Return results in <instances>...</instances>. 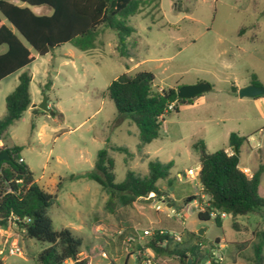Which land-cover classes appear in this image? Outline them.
<instances>
[{"label": "rangeland", "instance_id": "374dc122", "mask_svg": "<svg viewBox=\"0 0 264 264\" xmlns=\"http://www.w3.org/2000/svg\"><path fill=\"white\" fill-rule=\"evenodd\" d=\"M32 11L50 14L46 7ZM126 25L133 30L125 42L130 58L118 55L116 32L102 27L91 50L81 52L65 44L45 59L38 58L32 65L31 86L36 108L26 110L8 127L2 144L21 147L20 157L36 184L56 197L49 210L53 229H69L83 239L78 258L86 264H137L138 246L149 238H140L142 231L155 228L180 233L182 242L189 233L205 228L198 236L204 249H215L217 240L224 244L220 264H252L250 235L236 232L233 224L259 225L264 231V218L226 215L217 225L213 218L200 221L197 201L184 200L200 193L196 179L188 176V170L197 173L199 166L193 145L202 143L207 153L230 149L231 133L243 139L239 166L252 171L262 167L258 194L264 198V95L239 98L233 93L253 83L264 87V0H145ZM4 52L0 47V54ZM140 72L153 75L157 92L197 83L210 86L188 104L175 103L176 109L163 117L165 130L142 148L137 127L127 116L116 115L106 94L120 75ZM8 92L1 84L0 116ZM42 95L64 116L63 125L37 109ZM106 146L115 184L122 183L128 171L147 176L151 161L171 162L168 177L156 184L162 197L138 199L110 215L103 209L107 196L99 184L87 178L69 179L93 171L97 152ZM170 201L179 214L175 218L164 210ZM157 205L161 211L155 210ZM236 242L241 246H234ZM18 245L19 256H8L4 250L3 264H34V257L48 247L35 240H19ZM160 263L181 264L177 257Z\"/></svg>", "mask_w": 264, "mask_h": 264}, {"label": "trees", "instance_id": "16d2710c", "mask_svg": "<svg viewBox=\"0 0 264 264\" xmlns=\"http://www.w3.org/2000/svg\"><path fill=\"white\" fill-rule=\"evenodd\" d=\"M144 1L113 0L109 3L108 0H19L18 4H14L0 0V47H5V52L0 54V81L26 69L36 56H45L62 45L70 44L81 52L91 50L95 35L101 27L116 32L118 55L130 58L125 42L133 30L126 25V19L135 15ZM40 7L48 8L50 14L39 15L32 11V8ZM30 81L28 70L22 71L17 86L5 98V113L0 118V140L8 127L30 107ZM153 81L154 77L149 72L133 76L124 73L106 89L116 115L127 116L137 127L139 148L159 138L164 122L161 115L169 104H174L175 110V103L191 102L178 99L176 89L155 91ZM233 93L237 94V90L233 89ZM52 111L54 116H59L55 110ZM242 140L234 133L229 135L228 146L231 153H227L226 148L207 153L202 143L193 145L194 151L199 154L198 179L201 189L197 196L187 197L184 203L197 201L204 207L203 211L198 210L197 218L200 221H209L211 212L224 213L232 218L246 215L264 218V198L258 194L262 167L250 178L240 169L238 149ZM110 149L128 153L125 148ZM4 151L8 153L10 161L0 163V188L4 182L15 179L22 180L23 188L19 195L7 194L0 198V215L12 212L30 219L23 240H35L48 245L34 257V264H62L67 259H77L84 246L83 239L69 229L55 231L52 227L49 210L56 204V197L41 189L24 162L18 161L21 158V147L12 145L1 149L0 153ZM171 167V162L162 164L151 161L147 176L142 177L128 171L124 181L115 184L112 161L106 146L97 152L93 171L82 176L71 175L69 179L87 178L99 184L107 196L103 209L113 215L117 209L130 207L136 200L147 198L150 194L156 198L162 197V190L156 184L168 177ZM13 188L17 190L19 186ZM170 203L173 207V201ZM177 208L182 209V206ZM220 220L219 216L214 219L217 225ZM233 228L236 232L250 235L247 243L251 250L249 261L252 264H262L264 231L261 226L241 228L233 224ZM160 230L163 229L155 228L152 236L138 246L141 254L137 264L145 260L143 252L146 250L152 252V261L158 264L167 257H177L181 264H185L187 258H192L193 264H203L206 259H211L210 264H220L212 259L211 249L203 248L197 234L189 233L183 242L177 243L167 231L160 234ZM240 244L233 243L236 247L241 246ZM0 264H3L1 260ZM76 264L86 262L81 260Z\"/></svg>", "mask_w": 264, "mask_h": 264}, {"label": "built area", "instance_id": "2783aa9c", "mask_svg": "<svg viewBox=\"0 0 264 264\" xmlns=\"http://www.w3.org/2000/svg\"><path fill=\"white\" fill-rule=\"evenodd\" d=\"M174 107V104H169L164 111L163 115L161 117L163 118L168 112L172 111ZM4 145L1 143L0 140V150L4 149ZM227 153H231L226 151ZM20 163L23 162V159L20 158L18 160ZM197 171V170H196ZM243 173L246 175L248 173L247 170H244ZM188 176L190 179H196L198 177V171L195 173L193 170L188 171ZM247 176V175H246ZM248 177V176H247ZM14 186H19V189H14ZM23 188V182L20 179H15V180H10L8 182H4L2 187L0 188V198L3 197L4 195L11 194V195H19L21 189ZM154 198L153 194H150L147 199ZM164 203L163 200H160ZM169 204V203H167ZM167 204L164 206V210L166 212L167 217H176L179 216V214L172 208V207H167ZM201 207V211L204 210L203 206ZM156 211H161V206L157 205L155 207ZM220 217L223 219L226 215L224 213L217 214L215 212L210 213V217L215 219L216 217ZM30 223V219L27 217H19L15 215L12 212H9L5 216L0 215V256L3 255L4 250L7 251L8 256H16L20 255V248L18 245L19 240H23L24 236L26 235L27 232V226ZM183 223V222H182ZM154 233V230L148 229V230H143L140 238L146 237V236H152ZM160 234H165L166 232L164 230L159 231ZM170 235V234H169ZM173 241L179 243L182 241V235L180 233H172L170 235ZM201 246V244H199ZM224 248V244L221 242L216 243V248L211 249V256L212 259L215 260L218 263H221L223 261L222 256L220 255V251ZM143 255L146 256L145 260L142 261L141 264H158L156 262L152 261L153 254L151 251L146 250L143 252ZM105 257L104 255H102ZM79 261H81L79 258L77 259H67L65 260L62 264H76ZM211 259H206L203 264H210Z\"/></svg>", "mask_w": 264, "mask_h": 264}, {"label": "water", "instance_id": "95a60500", "mask_svg": "<svg viewBox=\"0 0 264 264\" xmlns=\"http://www.w3.org/2000/svg\"><path fill=\"white\" fill-rule=\"evenodd\" d=\"M113 0H108L109 3H111ZM210 89V86L204 83H197L195 85H186V86H182L179 87L176 90V96L178 99H182V100H191L193 99L195 96L208 91ZM237 95L239 98H257L260 97L262 95H264V87L261 86H256L254 84H250L247 85L243 88H240L237 91ZM37 109L43 111V112H47L50 115L53 114V112L49 109V107L47 106V97L45 95H42V100L39 103V105L37 106ZM10 161V157L8 155L7 152H1L0 153V163L1 162H9ZM200 180L198 179V182ZM167 207H172L171 204H167ZM205 231V228H201L197 231V235L201 236L203 235ZM185 264H193L192 263V258H187L185 260Z\"/></svg>", "mask_w": 264, "mask_h": 264}, {"label": "crops", "instance_id": "0c3cea01", "mask_svg": "<svg viewBox=\"0 0 264 264\" xmlns=\"http://www.w3.org/2000/svg\"><path fill=\"white\" fill-rule=\"evenodd\" d=\"M9 2H11V3H14V4H18L19 3V0L18 1H16V0H11V1H9ZM54 51V50H53ZM52 51V52H53ZM52 52H50V53H52ZM50 53H48V54H46L45 56H36V58H35V60H34V62H32L26 69H23V70H21V71H19V72H16V73H14V74H12V75H10V76H8V77H6L5 79H3L2 81H0V85L1 84H4V89L5 90H7V92L10 94L13 90H14V88L17 86V84H18V77H19V75L21 74V72L22 71H24V70H28V72H29V74H30V76H31V81H30V84H29V94H30V100H31V103H30V107L28 108V110H32V109H34V108H36V105H35V102H34V100L32 99V95H31V86H32V83H33V79H34V73L32 72V65L37 61V59L38 58H42V59H45ZM66 57H68V58H70L71 56H70V54H66L65 55ZM49 85H51V83H49ZM42 89V88H41ZM237 90V89H236ZM9 94H4V100H5V98L9 95ZM41 94H43L42 93V90H41ZM40 94V95H41ZM260 101L261 102H263V100L262 99H260ZM47 106L49 107V109L52 111V110H55L56 112H57V114L59 115V116H54L53 114L51 115V116H53L54 117V119H53V122L56 124V125H63L64 123H65V119H64V116L60 113V112H58L55 108H53V106H50L49 104H48V100H47ZM53 112V111H52ZM4 113H5V111H4ZM4 115V114H3ZM2 115V116H3ZM2 116H0V118L2 117ZM60 118H61V120H60ZM163 128H164V130H165V127L163 126ZM3 141V139H1V143H3L2 142ZM7 144V143H6ZM13 144H7L6 145V147H11ZM225 151H231V149H228V148H226V150ZM24 162V161H23ZM240 167V166H239ZM199 169H200V166H198L197 168H196V170L197 171H199ZM240 169L243 171V170H247L248 171V173L246 174L249 178L252 176V174L256 171V170H254V171H252V170H250V168H248V167H240ZM189 171V170H188ZM35 181V180H34ZM196 182L198 183V187H199V191H200V189H201V187H200V185H199V182H198V177L196 178ZM36 183V182H35ZM197 194H192L191 196H196ZM202 197H203V195H201ZM189 197V196H188ZM192 203H196L195 201H193ZM198 204V203H197ZM199 205V204H198ZM196 208H197V210H201V207H197V205H196ZM161 229V228H160ZM167 258H164V259H162V260H166Z\"/></svg>", "mask_w": 264, "mask_h": 264}]
</instances>
